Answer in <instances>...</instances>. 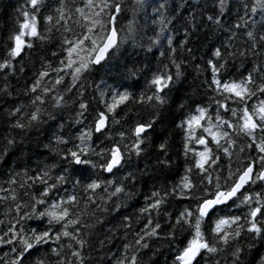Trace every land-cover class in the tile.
I'll list each match as a JSON object with an SVG mask.
<instances>
[{
    "label": "snow or ice",
    "instance_id": "obj_1",
    "mask_svg": "<svg viewBox=\"0 0 264 264\" xmlns=\"http://www.w3.org/2000/svg\"><path fill=\"white\" fill-rule=\"evenodd\" d=\"M0 264H264V0H16Z\"/></svg>",
    "mask_w": 264,
    "mask_h": 264
},
{
    "label": "trees",
    "instance_id": "obj_2",
    "mask_svg": "<svg viewBox=\"0 0 264 264\" xmlns=\"http://www.w3.org/2000/svg\"><path fill=\"white\" fill-rule=\"evenodd\" d=\"M15 7L16 0H0V27L4 26L5 22L9 19V14L12 13Z\"/></svg>",
    "mask_w": 264,
    "mask_h": 264
}]
</instances>
